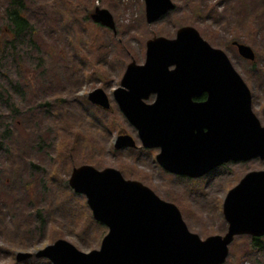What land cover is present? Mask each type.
<instances>
[{"label":"rangeland","instance_id":"374dc122","mask_svg":"<svg viewBox=\"0 0 264 264\" xmlns=\"http://www.w3.org/2000/svg\"><path fill=\"white\" fill-rule=\"evenodd\" d=\"M10 1L0 0V264H19V253L35 255L58 240L83 253L100 250L108 228L69 186L81 166L115 169L147 186L176 205L203 241L225 236L228 193L247 174L263 171L264 161L232 162L200 179L174 175L157 162L160 149L142 146L115 92L130 64H145L149 40L175 39L192 27L227 55L264 127V0H172L176 9L151 25L145 0H24L31 30L16 40L5 19ZM97 8L110 13L113 28L92 20ZM234 41L251 47L256 60L243 59ZM97 89L109 110L90 102ZM121 135L137 148L117 150ZM225 264H264V249L253 247L250 236L236 237Z\"/></svg>","mask_w":264,"mask_h":264},{"label":"water","instance_id":"95a60500","mask_svg":"<svg viewBox=\"0 0 264 264\" xmlns=\"http://www.w3.org/2000/svg\"><path fill=\"white\" fill-rule=\"evenodd\" d=\"M145 3L150 25L176 9L172 0ZM91 18L114 27L107 10L97 8ZM232 45L243 59L256 60L251 47ZM151 96L155 101L145 103ZM115 98L142 146L160 149L157 162L174 175L200 179L232 162L264 161V127L253 113L249 88L227 55L192 27L181 28L175 39L149 40L145 64L127 67ZM89 100L110 109L101 89ZM115 148L137 144L121 135ZM69 186L85 196L95 221L108 228L100 250L83 253L58 240L35 255L19 253L17 263L37 258L52 264H225L236 237L264 238V170L247 174L228 193L226 235L204 241L189 231L176 205L118 170L81 166L73 170Z\"/></svg>","mask_w":264,"mask_h":264},{"label":"trees","instance_id":"16d2710c","mask_svg":"<svg viewBox=\"0 0 264 264\" xmlns=\"http://www.w3.org/2000/svg\"><path fill=\"white\" fill-rule=\"evenodd\" d=\"M26 10L24 0H11L5 10V19L7 21L10 32L14 40L23 37L28 30H31V25L28 19L24 16ZM205 97L202 98L204 100ZM263 238H252L253 247L258 250L264 249ZM3 250V249H2Z\"/></svg>","mask_w":264,"mask_h":264}]
</instances>
